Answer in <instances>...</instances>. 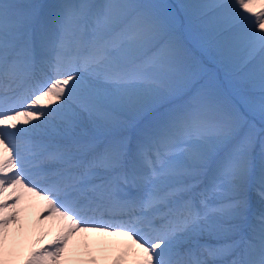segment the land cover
I'll list each match as a JSON object with an SVG mask.
<instances>
[{
  "label": "snow or ice",
  "instance_id": "snow-or-ice-1",
  "mask_svg": "<svg viewBox=\"0 0 264 264\" xmlns=\"http://www.w3.org/2000/svg\"><path fill=\"white\" fill-rule=\"evenodd\" d=\"M250 187L264 0H0V264L25 195L59 230L24 264L88 233L122 238L114 264H264Z\"/></svg>",
  "mask_w": 264,
  "mask_h": 264
},
{
  "label": "bare ground",
  "instance_id": "bare-ground-1",
  "mask_svg": "<svg viewBox=\"0 0 264 264\" xmlns=\"http://www.w3.org/2000/svg\"><path fill=\"white\" fill-rule=\"evenodd\" d=\"M17 211L20 224L9 229V264H22L33 249L44 244L49 246L59 230L58 221L42 219L46 214L44 204L35 197L25 195ZM121 241L122 238L98 233L78 234L69 242L65 254L70 264H77L86 255L94 256L99 264H109L119 257ZM128 261L132 263V257Z\"/></svg>",
  "mask_w": 264,
  "mask_h": 264
},
{
  "label": "rangeland",
  "instance_id": "rangeland-1",
  "mask_svg": "<svg viewBox=\"0 0 264 264\" xmlns=\"http://www.w3.org/2000/svg\"><path fill=\"white\" fill-rule=\"evenodd\" d=\"M18 2H27V0H18ZM168 2H174V0H168ZM196 54L199 55V52H197ZM209 66L211 67V65H209ZM217 76H218V80L220 83L221 90L224 92L225 95H230L232 92V86L228 83V81H226L224 79L223 72H218ZM250 188L247 191L249 208L251 209L252 212L259 213L260 211L264 210V204L261 203L259 197L256 194V190L251 191ZM39 202H42V201L39 200ZM212 242L215 243V241H212ZM46 246L47 245L44 244V245H41L38 249H35V250L33 249V250L38 251L41 248L46 247ZM28 256L25 258V260L28 258ZM25 260H24V262H25ZM115 260L116 259L112 260V262H110L109 264H114ZM93 261L95 262V264H99L94 256L86 255V256L82 257L77 264H93ZM24 262L22 264H24ZM59 264H70L69 259L65 253L61 256ZM127 264H132V263L130 261H127Z\"/></svg>",
  "mask_w": 264,
  "mask_h": 264
}]
</instances>
